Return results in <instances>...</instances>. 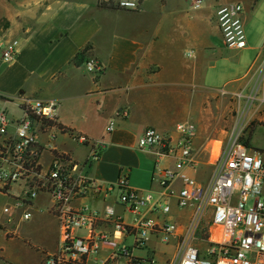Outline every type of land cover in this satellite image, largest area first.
<instances>
[{
	"label": "crops",
	"instance_id": "obj_1",
	"mask_svg": "<svg viewBox=\"0 0 264 264\" xmlns=\"http://www.w3.org/2000/svg\"><path fill=\"white\" fill-rule=\"evenodd\" d=\"M195 1L142 0L139 10L128 11L116 0H0V95L54 100L62 126L103 141L100 158L86 168L99 184H115L126 173L133 189L158 197L181 189L180 175L203 182L214 143L227 141L233 132L237 120L232 110L240 112L242 101H251L250 117L264 122V0H201L199 8ZM102 2L112 6L101 7ZM228 3L244 8L247 46L241 50L225 45L218 24L217 9ZM12 39L19 40V53L5 63L1 49ZM87 46L86 59L93 57L104 68L99 76L89 73L84 63H73ZM229 98L239 102L228 103ZM125 108L128 115L117 117ZM111 120L116 126L108 132ZM184 122L196 125V170L179 167L172 156H159L157 147L139 148L146 128H156L175 143L176 126ZM261 133H252L251 147L264 148ZM58 147L82 164L90 155L89 147L66 135L59 136ZM50 159L45 154L44 164ZM163 169L176 174L167 187L159 182ZM7 202L0 194L2 222ZM171 202L170 219L185 224L193 209L178 208L175 197ZM50 204V197L41 194L30 220L9 223L10 228L19 225L17 236L0 230V264H41L46 254L58 250L60 227L48 212ZM76 205L100 211V230L112 231L107 219L111 214L132 223L117 190L79 199ZM124 242L143 264H168L178 246L177 239L165 243L160 234H153L143 248L133 247L132 236ZM112 253L105 250L97 259L106 260Z\"/></svg>",
	"mask_w": 264,
	"mask_h": 264
},
{
	"label": "built area",
	"instance_id": "obj_2",
	"mask_svg": "<svg viewBox=\"0 0 264 264\" xmlns=\"http://www.w3.org/2000/svg\"><path fill=\"white\" fill-rule=\"evenodd\" d=\"M141 3L142 0H116L120 9L128 11L139 10ZM201 4V0H196L194 7ZM243 13L239 3L217 9L222 38L230 49L247 46ZM19 46L18 39L5 42L2 60L13 62ZM84 66L96 76L104 70L93 57L86 59ZM5 102L12 103L15 112L10 116L6 108L0 107V194L8 198L2 207L6 221L0 220V230L9 237L17 236L19 225L10 228L8 224L30 220L37 198L48 195L51 203L48 212L59 224L60 243L58 250L46 254L41 264H89L90 260L97 264H143L124 239L132 236L133 247L143 248L153 234H160L165 243L177 239L176 254L168 264H264V148L246 144L241 139L240 127L234 129L227 141L212 147L208 159L212 174L207 181L180 175L181 189L155 197L152 192L133 189L126 173H121L112 185L99 184L86 173L87 166L100 158L105 144L62 126L58 102L24 96ZM127 115L126 108L116 113L117 117ZM115 126V120H111L108 132ZM176 132L179 138L172 143L170 137L148 127L139 137L138 146L143 150L157 147L159 156H172L179 167L196 170L199 164L193 147L196 125L180 123ZM60 135L90 148L86 163L60 150ZM45 154L51 157L48 164L43 162ZM161 174L159 182L164 187L176 175L170 169H163ZM114 190L119 192V202L132 213V223L111 214L107 219L112 222V231L100 230V211L89 205L77 206L76 202ZM171 197L176 198L178 208L193 209L185 224L170 219ZM206 218L210 219L209 237L203 241L205 247H200ZM105 250L112 251V255L98 260L97 256Z\"/></svg>",
	"mask_w": 264,
	"mask_h": 264
},
{
	"label": "rangeland",
	"instance_id": "obj_3",
	"mask_svg": "<svg viewBox=\"0 0 264 264\" xmlns=\"http://www.w3.org/2000/svg\"><path fill=\"white\" fill-rule=\"evenodd\" d=\"M254 97H256V96H254ZM10 100H12V99H10ZM229 102L238 103L239 100L237 98H235V99L229 98L228 103ZM242 102H243L242 106H244V105L245 106L242 107V110L240 112H238L236 110H232V106H230L231 110H232L231 112L234 113V116L236 117V120H237V122L236 123L234 122V124L232 125L233 126L232 131H234V129H237V128L239 129V127H240L241 139L245 142L246 141L248 142L250 139V136L252 135V133L255 132V130H262L260 140H264V122L263 123L257 122L255 119H252V117H250L251 116L250 114L254 111L253 102L246 101V100H243ZM0 106L6 108L8 110V112L10 113V116L12 113L15 112V106L12 103L0 102ZM251 145H254V144L251 143ZM214 146L218 147L219 143L215 142ZM209 166H210V169L204 175V181L203 182L207 181L212 174V166L210 164H209ZM209 223H210V219L206 218L205 223H204V229L202 230L201 235H200V240H199L200 247H205V243H203V241L207 240L209 237V233H208V229H207V227L209 226ZM33 241H35V243H38L35 239H33Z\"/></svg>",
	"mask_w": 264,
	"mask_h": 264
},
{
	"label": "trees",
	"instance_id": "obj_4",
	"mask_svg": "<svg viewBox=\"0 0 264 264\" xmlns=\"http://www.w3.org/2000/svg\"><path fill=\"white\" fill-rule=\"evenodd\" d=\"M101 7H109V6H112V3H106V2H102L101 4ZM90 50V46H87L84 50H82L73 60V63L77 66H81L83 65V63L85 62L86 60V55H87V52ZM0 100H4V101H7V100H10L9 98L7 97H4V96H1L0 95ZM246 144H249L247 141L245 142Z\"/></svg>",
	"mask_w": 264,
	"mask_h": 264
}]
</instances>
